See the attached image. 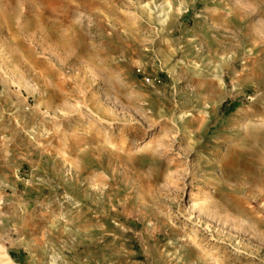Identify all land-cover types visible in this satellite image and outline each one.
<instances>
[{
    "label": "rangeland",
    "instance_id": "1",
    "mask_svg": "<svg viewBox=\"0 0 264 264\" xmlns=\"http://www.w3.org/2000/svg\"><path fill=\"white\" fill-rule=\"evenodd\" d=\"M0 264H264V0H0Z\"/></svg>",
    "mask_w": 264,
    "mask_h": 264
},
{
    "label": "bare ground",
    "instance_id": "2",
    "mask_svg": "<svg viewBox=\"0 0 264 264\" xmlns=\"http://www.w3.org/2000/svg\"><path fill=\"white\" fill-rule=\"evenodd\" d=\"M191 194V193H190Z\"/></svg>",
    "mask_w": 264,
    "mask_h": 264
}]
</instances>
